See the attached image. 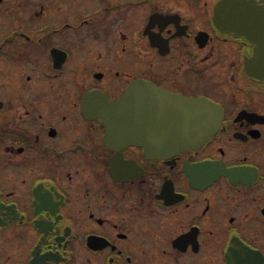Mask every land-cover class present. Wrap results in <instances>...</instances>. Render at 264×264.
<instances>
[{
    "label": "flooded vegetation",
    "instance_id": "flooded-vegetation-1",
    "mask_svg": "<svg viewBox=\"0 0 264 264\" xmlns=\"http://www.w3.org/2000/svg\"><path fill=\"white\" fill-rule=\"evenodd\" d=\"M220 1L0 0V264H264V82ZM134 80L215 102L218 130L107 140L85 96Z\"/></svg>",
    "mask_w": 264,
    "mask_h": 264
},
{
    "label": "water",
    "instance_id": "water-1",
    "mask_svg": "<svg viewBox=\"0 0 264 264\" xmlns=\"http://www.w3.org/2000/svg\"><path fill=\"white\" fill-rule=\"evenodd\" d=\"M215 17L225 31L249 39L254 52L247 62V72L264 81V3L222 0ZM86 98L89 117L104 122L107 140L115 141L120 136L124 143L140 145L153 154L195 149L217 131L222 120L221 110L211 101L168 96L143 80L131 83L114 102L100 93H90Z\"/></svg>",
    "mask_w": 264,
    "mask_h": 264
}]
</instances>
